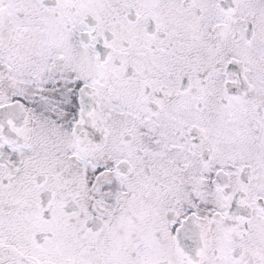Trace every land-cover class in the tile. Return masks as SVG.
Wrapping results in <instances>:
<instances>
[{"label":"snow or ice","instance_id":"6c2138e0","mask_svg":"<svg viewBox=\"0 0 264 264\" xmlns=\"http://www.w3.org/2000/svg\"><path fill=\"white\" fill-rule=\"evenodd\" d=\"M0 264H264V0H0Z\"/></svg>","mask_w":264,"mask_h":264}]
</instances>
